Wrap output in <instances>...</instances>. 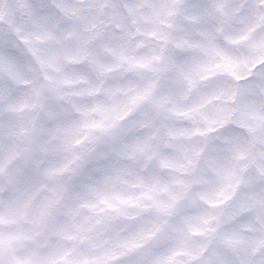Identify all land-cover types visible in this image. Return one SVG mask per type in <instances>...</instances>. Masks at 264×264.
<instances>
[{
	"label": "rangeland",
	"instance_id": "obj_1",
	"mask_svg": "<svg viewBox=\"0 0 264 264\" xmlns=\"http://www.w3.org/2000/svg\"><path fill=\"white\" fill-rule=\"evenodd\" d=\"M0 0V264H264V0Z\"/></svg>",
	"mask_w": 264,
	"mask_h": 264
},
{
	"label": "flooded vegetation",
	"instance_id": "obj_2",
	"mask_svg": "<svg viewBox=\"0 0 264 264\" xmlns=\"http://www.w3.org/2000/svg\"><path fill=\"white\" fill-rule=\"evenodd\" d=\"M230 2H231V0H223L221 3L223 9L227 8L229 6Z\"/></svg>",
	"mask_w": 264,
	"mask_h": 264
}]
</instances>
